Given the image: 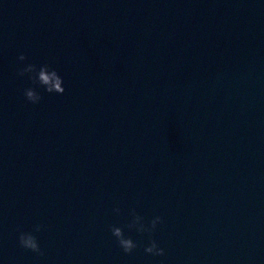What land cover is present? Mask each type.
Masks as SVG:
<instances>
[{"label": "water", "instance_id": "95a60500", "mask_svg": "<svg viewBox=\"0 0 264 264\" xmlns=\"http://www.w3.org/2000/svg\"><path fill=\"white\" fill-rule=\"evenodd\" d=\"M0 262L264 264V0H0Z\"/></svg>", "mask_w": 264, "mask_h": 264}, {"label": "clouds", "instance_id": "9594fccd", "mask_svg": "<svg viewBox=\"0 0 264 264\" xmlns=\"http://www.w3.org/2000/svg\"><path fill=\"white\" fill-rule=\"evenodd\" d=\"M18 60L24 62L27 60L25 53L21 52ZM18 74L24 76L28 74L31 80V85L23 90V95L27 101L37 104L42 99V92L63 94L67 91L65 77L54 66L49 63H22L18 67ZM113 211L117 214L121 212V208L116 206ZM129 215L131 220L128 224L129 228H134L140 233H153L157 229L158 225L162 223L163 217L161 215H155L150 220H146L145 217L137 212L135 208L130 209ZM45 225L42 223L36 224L33 231H19V244L21 247L43 255V249L41 248L40 241L36 233L42 231ZM112 235L116 238L118 245L125 253H132L139 244L131 235H126L123 226L113 224L110 226ZM144 250L147 253L155 256H164L166 249L162 247L158 240L151 238L150 241L144 245ZM2 264V262H0Z\"/></svg>", "mask_w": 264, "mask_h": 264}]
</instances>
